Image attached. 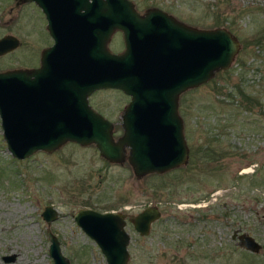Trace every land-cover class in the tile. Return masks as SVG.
I'll use <instances>...</instances> for the list:
<instances>
[{
	"label": "rangeland",
	"instance_id": "obj_1",
	"mask_svg": "<svg viewBox=\"0 0 264 264\" xmlns=\"http://www.w3.org/2000/svg\"><path fill=\"white\" fill-rule=\"evenodd\" d=\"M131 1L143 11L160 6L193 26H224L239 40L230 66L181 98L190 156L139 176L127 159L109 161L94 143L67 141L19 159L8 150L0 118V264H54L48 228L70 264H107L74 213L83 207L136 213L152 204L161 216L148 234L127 222L128 264H264V0ZM5 34L20 42L0 55V70L34 65L51 43L33 1L0 0V37ZM110 48L123 49L120 33ZM89 101L112 121L117 139L126 97L101 88ZM48 204L57 210L49 224L42 216ZM238 229L261 243L258 252L237 244ZM6 254L14 258L7 261Z\"/></svg>",
	"mask_w": 264,
	"mask_h": 264
},
{
	"label": "water",
	"instance_id": "obj_2",
	"mask_svg": "<svg viewBox=\"0 0 264 264\" xmlns=\"http://www.w3.org/2000/svg\"><path fill=\"white\" fill-rule=\"evenodd\" d=\"M35 1L46 13L53 43L42 49L38 67L0 70V118L12 156L21 159L74 141L94 143L109 161L127 159L138 176L184 164L188 146L177 97L230 66L240 48L233 33L224 26L187 24L160 7L140 13L131 0ZM115 30L122 31L125 44L118 52L107 45ZM19 42L13 34L3 35L0 54ZM109 87L132 96L125 131L117 139L112 121L88 102L92 91ZM42 216L49 224L57 210L45 205ZM160 216L157 204L136 213L91 207L74 213L107 264H128L127 221L146 235ZM47 233L53 263L70 264L58 237L49 228ZM232 237L252 252L261 248L247 232L235 230Z\"/></svg>",
	"mask_w": 264,
	"mask_h": 264
},
{
	"label": "flooded vegetation",
	"instance_id": "obj_3",
	"mask_svg": "<svg viewBox=\"0 0 264 264\" xmlns=\"http://www.w3.org/2000/svg\"><path fill=\"white\" fill-rule=\"evenodd\" d=\"M28 1H33V2H36L35 0H28ZM37 3V2H36ZM135 5V4H134ZM136 7V6H135ZM151 7H157L156 5H152V6H148V7H146L145 8V11H147V9L148 8H151ZM158 7H160V6H158ZM136 9H137V11H139L140 13H144L145 11H143V10H140V9H138V7H136ZM43 13H44V17H45V21H46V30H47V32H48V34H49V36L51 37V43L49 44V45H47L46 47H48V46H50L52 43H53V38H52V36L50 35V33H49V30H48V28H47V26H48V20H47V16H46V13L43 11ZM171 14V13H170ZM175 16V15H174ZM118 33H120L121 34V37H122V43H123V48H124V46H125V44H124V39H123V33H122V31L121 30H115L112 34H111V36H110V38H109V40H108V42H107V45H108V47L110 48V43H112V42H114L115 41V36H116V34H118ZM45 48V47H44ZM111 49V48H110ZM112 50V49H111ZM123 50V49H122ZM10 51H12V50H10ZM112 51H114V50H112ZM121 51V50H120ZM9 52V51H8ZM7 52V53H8ZM115 52H118V51H115ZM7 53H4V54H7ZM4 54H0V55H4ZM40 65V60L37 62V63H35L34 65H32V66H29V67H27V68H33V67H38ZM15 68H17V67H15ZM105 89H110V90H118V91H120L125 97H126V103L124 104V106H123V111H122V115H121V134H123L124 133V131H125V114H126V111H127V107H128V105H129V103H130V101H131V98H132V96H131V94H129V93H127L126 91H124V90H122V89H119V88H113V87H109V88H105ZM191 89V87H188V88H186V89H184L182 92H180L179 93V95H178V97H177V112H178V114H179V116H180V118L182 119V124H183V133H184V138H185V142H186V144H187V146H188V157L190 156V145H189V143H188V133H187V131H186V122H187V119H186V113H185V111H184V105H182V102H181V98H182V96H183V94H185L186 92H187V90H190ZM96 90H94V91H92L89 95H88V102H89V104H90V101H89V97H92V94L95 92ZM91 105V104H90ZM92 107V106H91ZM93 108V107H92ZM108 118V117H107ZM113 132H114V124H113ZM114 134V133H113ZM126 212V211H125ZM129 213V212H128ZM128 222V221H127ZM153 223V222H152ZM152 225V224H151ZM234 232H235V230L233 231V233L232 234H234ZM241 231L238 229V233H240ZM233 239H235L236 241H237V244H238V239H237V237H232Z\"/></svg>",
	"mask_w": 264,
	"mask_h": 264
},
{
	"label": "trees",
	"instance_id": "obj_4",
	"mask_svg": "<svg viewBox=\"0 0 264 264\" xmlns=\"http://www.w3.org/2000/svg\"><path fill=\"white\" fill-rule=\"evenodd\" d=\"M239 91H241L243 93L242 96H243L244 99H247V101H252L251 96H249L248 94L244 93L241 89H239Z\"/></svg>",
	"mask_w": 264,
	"mask_h": 264
}]
</instances>
